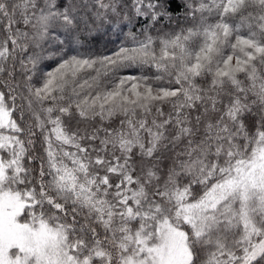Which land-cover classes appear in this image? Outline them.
<instances>
[{"label": "snow or ice", "instance_id": "snow-or-ice-1", "mask_svg": "<svg viewBox=\"0 0 264 264\" xmlns=\"http://www.w3.org/2000/svg\"><path fill=\"white\" fill-rule=\"evenodd\" d=\"M0 264H264V0H0Z\"/></svg>", "mask_w": 264, "mask_h": 264}, {"label": "trees", "instance_id": "trees-1", "mask_svg": "<svg viewBox=\"0 0 264 264\" xmlns=\"http://www.w3.org/2000/svg\"><path fill=\"white\" fill-rule=\"evenodd\" d=\"M178 2H179V0H178ZM117 27H118V26H116V25L113 26V28H112V32H110L108 36L104 37V41H107L108 39H111V40H113V41L116 40V36L113 35L112 33L116 31ZM129 28H131V25H129ZM101 31H103V29H101ZM125 31H127V29H126ZM121 39H123V37H121ZM103 47H104L103 42L98 43V44H96V46H95L96 50H101V51L103 50ZM113 47H114V44H112V43H109V44H108V48H109V49H111V48H113Z\"/></svg>", "mask_w": 264, "mask_h": 264}]
</instances>
